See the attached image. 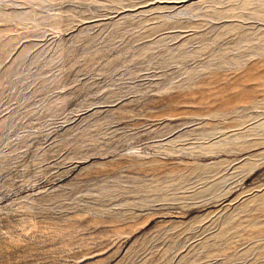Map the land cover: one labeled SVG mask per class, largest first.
<instances>
[{
    "label": "rangeland",
    "instance_id": "1",
    "mask_svg": "<svg viewBox=\"0 0 264 264\" xmlns=\"http://www.w3.org/2000/svg\"><path fill=\"white\" fill-rule=\"evenodd\" d=\"M0 264H264V0H0Z\"/></svg>",
    "mask_w": 264,
    "mask_h": 264
}]
</instances>
